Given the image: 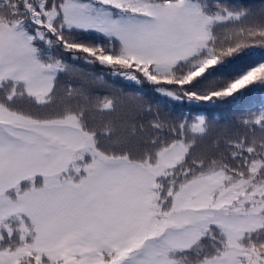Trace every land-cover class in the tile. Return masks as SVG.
Returning a JSON list of instances; mask_svg holds the SVG:
<instances>
[{"label": "snow or ice", "instance_id": "snow-or-ice-1", "mask_svg": "<svg viewBox=\"0 0 264 264\" xmlns=\"http://www.w3.org/2000/svg\"><path fill=\"white\" fill-rule=\"evenodd\" d=\"M257 92L264 0H0V264H264Z\"/></svg>", "mask_w": 264, "mask_h": 264}, {"label": "trees", "instance_id": "trees-1", "mask_svg": "<svg viewBox=\"0 0 264 264\" xmlns=\"http://www.w3.org/2000/svg\"><path fill=\"white\" fill-rule=\"evenodd\" d=\"M241 3L251 5L256 4L258 5L260 3V0H240ZM90 71H97L99 74H102L104 78L108 81L109 84L113 85L115 88L119 89L124 87L125 85H129V82L123 81L121 77H115L108 74L107 70H99V69H89ZM147 89L150 91V88L143 87L139 85L132 84L130 87H127L125 90L128 92L133 91H141L142 89ZM143 91V90H142ZM151 92V91H150ZM144 95V93L142 92ZM145 100L152 103L153 105L160 104V110L162 114H168L171 116H179L181 110L185 113H190L191 115H196L197 113L195 111H192L191 106L183 107L181 109V106L173 104H164L162 103L161 97H153L151 98L147 95H144ZM155 98V99H154ZM261 102H264V92H257L252 94L250 97H248L242 104H236V105H228L221 108H218L211 112V118H214L219 124H228L231 122H234L238 119V117L241 115V111L243 109H246L249 105H255L258 106ZM201 107H207V106H201ZM203 114L209 115L208 112H204Z\"/></svg>", "mask_w": 264, "mask_h": 264}, {"label": "rangeland", "instance_id": "rangeland-1", "mask_svg": "<svg viewBox=\"0 0 264 264\" xmlns=\"http://www.w3.org/2000/svg\"><path fill=\"white\" fill-rule=\"evenodd\" d=\"M143 91V93H144V95H147V96H149L150 98H151V100L153 99V97H159L157 94H155V93H152V92H150V91H148L146 88L145 89H142ZM155 99V98H154Z\"/></svg>", "mask_w": 264, "mask_h": 264}, {"label": "bare ground", "instance_id": "bare-ground-1", "mask_svg": "<svg viewBox=\"0 0 264 264\" xmlns=\"http://www.w3.org/2000/svg\"><path fill=\"white\" fill-rule=\"evenodd\" d=\"M123 79V78H122Z\"/></svg>", "mask_w": 264, "mask_h": 264}]
</instances>
